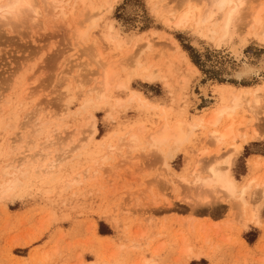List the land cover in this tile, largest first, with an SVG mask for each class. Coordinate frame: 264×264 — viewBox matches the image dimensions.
<instances>
[{
    "label": "rangeland",
    "instance_id": "374dc122",
    "mask_svg": "<svg viewBox=\"0 0 264 264\" xmlns=\"http://www.w3.org/2000/svg\"><path fill=\"white\" fill-rule=\"evenodd\" d=\"M91 2L99 14L81 41L75 31L91 21L78 17L88 13L81 3L71 21H61L38 3L34 19H22L13 31L0 25V168L11 164L10 172L23 174L16 191L0 197V264L223 260L236 247L232 234L252 222L244 215L259 199L256 184L262 182L264 168L256 165L251 172L245 160L264 156L263 91L259 107L249 111L242 103L233 119L237 131L261 135L243 145L229 167L238 188L254 179L244 209L218 189L202 188L196 178H206L208 167L218 161L223 170L221 161L230 154L229 144L217 145L210 137L214 128L206 122L211 111L228 91H248L251 99L264 84V68L250 81H236L229 72L244 62L254 65L264 55V10L255 29L249 28L248 15L264 0H250L237 32L221 42L205 37L207 22L174 25L188 6L202 15L207 0H114L110 11L104 0ZM170 14L174 18L167 22ZM111 25L116 41L108 38ZM93 40L104 54L103 63L112 61L117 70L104 92ZM146 40H151L150 48L144 46ZM242 43L237 61L233 49ZM136 62L156 71L157 80L145 84L134 78L128 89H117ZM134 92L141 97H133ZM101 93L104 100L97 103ZM165 117L170 125L177 120L196 125L172 158L165 151L147 150L148 136ZM131 135L137 138L134 149L127 146ZM52 161L54 172H47ZM247 168L257 176L245 178ZM229 217V233L221 235L220 220ZM251 234L249 243L256 235Z\"/></svg>",
    "mask_w": 264,
    "mask_h": 264
},
{
    "label": "bare ground",
    "instance_id": "6f19581e",
    "mask_svg": "<svg viewBox=\"0 0 264 264\" xmlns=\"http://www.w3.org/2000/svg\"><path fill=\"white\" fill-rule=\"evenodd\" d=\"M113 1L114 0H104V3L108 6L109 11L112 9L111 3ZM249 1L250 0H237V2L245 4L246 7ZM2 2L5 5L9 3L22 4L27 2V3H31L33 6L31 9L21 8L19 9L17 15L8 16L6 18L0 19L1 29L3 27V28H8L10 30L12 29V31L13 29H16L17 27L16 24L21 25L20 23L22 22V19L24 18L25 20L28 18L34 19L38 15L37 14L38 3H44L46 6L51 8L52 14L56 17H60L61 21L63 22H65L67 18H69V21H71L70 17H74V10L79 3L85 5L84 9H86L88 13L85 16L81 14L78 17L91 21L89 25L84 27L83 30L77 29L75 31L76 39L79 41H81L84 37L87 36V30L89 29L90 26L94 25L95 22L94 18L96 16L97 11L99 14V9L96 10L94 8L91 0H68L67 2H64L63 0H2ZM207 2L209 8L206 11H204L202 15L200 14L201 13L200 9L194 6H188L187 9L178 18H176L174 25L176 27H185L189 22L194 21L195 25L199 27L202 23L207 22L208 24L205 27L206 38H208L209 40H216L217 42H221L224 40L227 41V39H231L232 36L235 34V32H237L236 24L238 20L242 17V14L246 10V7L241 10L240 17L238 18L236 24L234 25L232 34L226 36L225 32L222 31L221 26L217 23L218 19H222V16L213 15V12L215 10L212 8V4L215 2V0H207ZM263 10H264V6H259L256 10H253L252 13L248 14L250 17V24H251L249 28L255 29L256 27L260 26L261 15ZM173 18L174 15L170 14V18L169 20H167V22L172 21ZM81 22H83L82 19ZM113 30L114 27L112 25L108 27V38L109 40L116 41V38H118V36L113 32ZM261 33L264 34V32ZM237 35L239 34H236V36ZM92 45H95L98 49V52L96 54V61L98 62V65L103 69L102 91L104 92L109 88V83L112 81L113 77L117 74V70L115 69V65L112 61L106 64L103 63L102 59L104 54L101 48L99 47V45L97 44L96 40L92 41ZM116 45L118 49L121 47L119 42H117ZM144 46L146 48H150L151 40H146ZM243 46L244 44L242 43L237 48L233 49V57H235V60L237 61L241 59ZM236 51L239 52L238 56L235 54ZM262 60H264V55L259 57L258 59L259 64H257L256 66L254 65L258 62L257 60H256L257 62L254 65L244 62L243 64L241 63L242 65H240V67L236 69L232 68L233 70L231 69V71L229 70L227 71L231 72L230 77L236 81L248 80V78H251L252 76H257L259 72L261 73L262 68H264L262 66L264 64ZM125 68L126 65L122 64L121 70L125 71ZM134 78L141 79L142 82H144L145 84H151L157 80L158 73L148 68L141 69V64L136 62L135 65L126 74L123 81H120L118 83L117 89L119 90L128 89ZM261 91L264 92V84L255 88V90L252 93L251 99L248 98L249 95L248 91H239V92L228 91L227 94H225L224 99H221V102H219V104L216 105V107L211 111V116L206 122L208 126L214 128L209 132L210 137L217 145L229 144L230 154L227 157L225 156V158L221 161L222 165L224 164V166H226L223 170L221 169L219 170V168H217L218 165L220 164V162L218 161L214 163V165L212 164L210 167H208V176L206 178H196V183L199 182L202 185V188L204 187L207 189L210 188L211 190L218 189V191H220L221 193L222 192L223 194L225 193L227 195L226 196L227 198L237 199L238 201H240L241 205L238 206L243 209L245 205L244 197L247 193L250 192L252 188V184L254 183V179L250 180L248 183L238 188L236 180L229 172V167L231 166L232 158L240 153L242 146L247 144L249 141L260 140L261 135L260 133H258V131L256 132V130H253L251 134L249 133L250 135H248L246 131H237V129L234 128L233 119L237 109L241 107L242 103L249 105L248 108L249 111L251 109H255L256 107H259L258 106L260 102L259 93ZM202 92L204 93L203 89ZM133 94H134L133 97H138V98L141 97L140 94L138 93L134 92ZM205 94L206 93H204V95ZM96 100L97 103L103 102L104 100L103 94L101 93L97 95ZM209 109L210 108L206 107L205 110L208 111ZM89 124H91V132L95 133L96 131L94 128L93 117H90ZM195 126H196L195 123L188 124L184 120H177L172 125H170L165 117L162 125L158 129H155V131L150 133V135L148 136V146L150 147L152 145H156L159 148L160 153H163L165 151L166 155H169V157L172 158L174 156L175 150H177V148H179L183 143L188 141V138L190 137V133L192 132ZM119 141H123L122 138H120ZM227 141H229V143ZM136 143H137V138L135 135H131L127 140V146L129 145L128 147L130 149H134ZM122 144L125 145L124 143L121 142L120 145ZM237 149H239V151H237ZM55 162L56 161H52L49 163L47 172L49 171L51 173L54 172L52 170L56 167ZM10 170H12L11 164H4V166L0 168V172H1L0 197L2 198L11 196L16 191L17 187L20 185V177L23 175L19 169L18 172L16 171L17 173L10 172ZM256 186L260 187L261 190H259V192L261 191L260 194L262 193L264 197V182L259 184V186L256 184ZM247 216H249L250 221H254V219L257 218V209L255 205L252 209L249 210Z\"/></svg>",
    "mask_w": 264,
    "mask_h": 264
},
{
    "label": "crops",
    "instance_id": "0c3cea01",
    "mask_svg": "<svg viewBox=\"0 0 264 264\" xmlns=\"http://www.w3.org/2000/svg\"><path fill=\"white\" fill-rule=\"evenodd\" d=\"M242 150L240 151V153L242 152ZM245 161L246 162L250 161L249 165H250L251 172L253 170L254 171L256 170V165L260 166V168L261 167L264 168V165H263L264 156L253 154V155L248 156V158ZM252 168L254 169L252 170ZM248 170L249 168H247V173L245 174L246 177L244 176L245 178H249L252 175L248 173ZM256 176L257 175H252V177H256ZM258 177H262V176H258ZM263 182H264V176H263L261 183ZM260 192H259V199L253 202V204H250V207H251L250 209H252L255 205L257 209V218L254 219V221L252 222H247L245 224V227L242 230L238 231V234L236 233L232 234L237 239V244L234 250L229 252L226 255V257L223 258V260L221 261H215L216 259L214 261L207 260V264H231L233 263L232 260L235 257L239 258V263L237 264H264V203L261 202L263 204L261 203H259V205L257 204V202L261 201L264 197L262 193L260 194ZM250 209L248 208L247 214ZM228 212H229V209L228 207H226L224 216H226ZM246 216L247 215H244V218L247 220ZM232 217L236 219L235 215H232ZM230 221H231V217L220 220V222H222V225L219 226V233L221 235H223L224 233H229L230 227H228L229 225L228 223ZM256 222L258 223L256 224ZM251 232H254L256 235L254 237L255 239L249 243L247 238H251L252 236Z\"/></svg>",
    "mask_w": 264,
    "mask_h": 264
},
{
    "label": "snow or ice",
    "instance_id": "6c2138e0",
    "mask_svg": "<svg viewBox=\"0 0 264 264\" xmlns=\"http://www.w3.org/2000/svg\"><path fill=\"white\" fill-rule=\"evenodd\" d=\"M33 6L31 3H9L3 4L0 0V19L8 16H14L18 14L19 9L28 8L31 9ZM246 7L245 4L237 2V0H215L212 4L214 16H222V19H218L217 23L221 26L222 31L225 32L226 36L232 34L234 25L240 17L241 10ZM38 14V12H37ZM237 56L239 52L235 53ZM150 152H159V148L156 145L150 146L148 149ZM239 151V149H237Z\"/></svg>",
    "mask_w": 264,
    "mask_h": 264
}]
</instances>
